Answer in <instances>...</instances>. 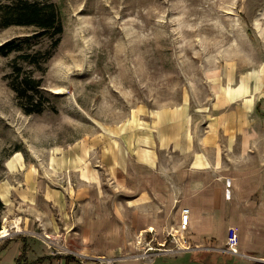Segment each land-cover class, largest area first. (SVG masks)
Instances as JSON below:
<instances>
[{
    "label": "rangeland",
    "instance_id": "obj_1",
    "mask_svg": "<svg viewBox=\"0 0 264 264\" xmlns=\"http://www.w3.org/2000/svg\"><path fill=\"white\" fill-rule=\"evenodd\" d=\"M55 2L65 25L61 42L45 72L25 63L44 79L51 96L45 111L27 113L20 106L6 78L17 53H0V252L11 237L25 234L42 238L39 252L73 253L77 264H212L192 250L162 251L185 249L174 242L173 233L184 241L175 225L164 232L172 247L168 242L163 247L156 231L143 229L134 235L135 246L109 254L72 246L63 232H46L36 214L59 211L46 191L63 195L69 203L63 209L74 214L83 192L95 199L89 206L93 212L100 205L116 210L145 189L153 200H161L169 187L177 206L175 177L191 155L159 151L154 168L142 164L140 156L154 155L140 145L155 142L149 139V121L158 118L157 124L163 115H183L188 108L195 128L201 129L217 100L227 109L232 89L234 96L244 93L248 77L264 70V0ZM35 29L0 27V45ZM34 45L51 47L52 39ZM124 150L131 155L127 164L120 157ZM200 157L196 165L202 164ZM96 177L101 185L93 183ZM140 178L156 183L145 185ZM4 225L7 235L1 234ZM205 253L211 258V251Z\"/></svg>",
    "mask_w": 264,
    "mask_h": 264
},
{
    "label": "crops",
    "instance_id": "obj_2",
    "mask_svg": "<svg viewBox=\"0 0 264 264\" xmlns=\"http://www.w3.org/2000/svg\"><path fill=\"white\" fill-rule=\"evenodd\" d=\"M261 73H252L248 77L243 94L234 96L231 90L227 109L221 108V101L217 100L213 113L204 115L205 124L201 129L195 128L188 108L183 115L176 111L163 115V121L157 124L154 122L158 118L149 121L148 128L153 133V138L149 139L155 142L140 145L155 150L149 148L154 155L148 159L140 156L142 164L154 168L151 165L159 162V151L191 155L188 166L175 177L179 185L177 206L170 187L161 200H153L152 192L142 188L143 191L128 199L122 207L118 203L116 210H103L100 205L99 210L93 212L89 206L95 199H88V194L86 196L83 192L81 208L74 214V211L63 209L69 204L63 195L46 191V199L59 211H39L36 214L43 228L46 232H63L72 246L90 247L111 254L119 248L135 246L134 235L143 229L156 231L160 236L158 242L167 246L168 237L164 232L175 225L177 229L180 227L184 241L181 238L173 240L177 246L184 244L185 247L181 248L185 249L170 252L192 250L195 254H203L202 259L212 264H264V70ZM126 152L122 156L119 153L123 164L131 160V155ZM199 156H202V164L196 165ZM96 178L93 183L101 185L100 177ZM123 180L125 183L127 178ZM140 182L152 183L147 178H140ZM185 207L190 208V219L187 228L183 229ZM76 220L80 224L77 223L78 228ZM231 226L239 232L240 254L221 249L227 245ZM132 231L134 234L131 235ZM18 236L22 238L11 237L13 240L0 252V264H16L22 254L28 260L45 257L37 264H57L58 261L59 264H77L79 261L73 253L67 254L73 255L72 258H67L66 255L39 252L40 237ZM168 243L170 247L174 245ZM210 251L211 258L205 253Z\"/></svg>",
    "mask_w": 264,
    "mask_h": 264
},
{
    "label": "trees",
    "instance_id": "obj_3",
    "mask_svg": "<svg viewBox=\"0 0 264 264\" xmlns=\"http://www.w3.org/2000/svg\"><path fill=\"white\" fill-rule=\"evenodd\" d=\"M12 25L34 26L35 31L17 36L0 45V53L13 58L12 70L7 73L9 86L16 92L20 106L27 113H41L51 104L48 91L44 87L43 77L35 75V69L46 71V63L53 57L54 48L61 42L64 32L63 13L55 0H16L0 4V27ZM52 39L51 47H36L34 43L41 39ZM38 40V41H37ZM29 64V67L25 65ZM22 236H17L20 239ZM13 240L10 238L8 242ZM72 258L73 255H66ZM45 257L28 260L20 255L16 264H37Z\"/></svg>",
    "mask_w": 264,
    "mask_h": 264
},
{
    "label": "built area",
    "instance_id": "obj_4",
    "mask_svg": "<svg viewBox=\"0 0 264 264\" xmlns=\"http://www.w3.org/2000/svg\"><path fill=\"white\" fill-rule=\"evenodd\" d=\"M189 219H190V208L189 207H185L183 209L182 224H181V227L183 229L187 228V226L189 224ZM173 237H175V239H177L176 235H174V234H173ZM185 241L187 242V240H185ZM50 242L52 244H55V242L53 240H50ZM239 244H240V237H239L238 229L235 226L229 227L227 245H226V247H223L221 249L225 250V251H228V252H231V253H234V254H240L241 252H240ZM163 246L165 247V245H163ZM152 248H154V247H151L150 249H152ZM178 248L180 249L181 247L179 246ZM215 248L219 249L218 247H215ZM163 249H164V250H162L163 252H166L167 250L168 251L173 250L172 248H170V249L163 248Z\"/></svg>",
    "mask_w": 264,
    "mask_h": 264
},
{
    "label": "bare ground",
    "instance_id": "obj_5",
    "mask_svg": "<svg viewBox=\"0 0 264 264\" xmlns=\"http://www.w3.org/2000/svg\"><path fill=\"white\" fill-rule=\"evenodd\" d=\"M9 233L8 225H4L3 229L1 230L2 235H7Z\"/></svg>",
    "mask_w": 264,
    "mask_h": 264
}]
</instances>
